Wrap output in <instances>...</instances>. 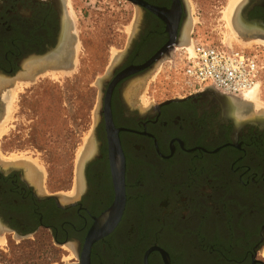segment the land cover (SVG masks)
Here are the masks:
<instances>
[{
  "label": "flooded vegetation",
  "instance_id": "af4514ba",
  "mask_svg": "<svg viewBox=\"0 0 264 264\" xmlns=\"http://www.w3.org/2000/svg\"><path fill=\"white\" fill-rule=\"evenodd\" d=\"M123 1L133 11L131 33L103 85L83 178L71 196L48 193L39 173L29 178L24 164L0 157V231H46L76 253L67 264H81L85 237L113 203L122 169L121 216L92 242L90 264H264V117H243L250 102L212 88L146 105L127 96V84L143 81L183 43L190 7ZM238 15L248 34H264V0H245ZM75 29L65 0H0V79L60 54L46 67L71 65Z\"/></svg>",
  "mask_w": 264,
  "mask_h": 264
},
{
  "label": "rangeland",
  "instance_id": "374dc122",
  "mask_svg": "<svg viewBox=\"0 0 264 264\" xmlns=\"http://www.w3.org/2000/svg\"><path fill=\"white\" fill-rule=\"evenodd\" d=\"M228 1L187 0L189 39L255 52L264 65V40L257 39L263 36L254 33L240 37L235 33L236 37H229L230 27L223 16ZM68 11L78 34L72 69L57 79L34 76L32 81L21 85L23 89L17 88L15 80L19 75H16L1 92L8 97L0 113L10 115L5 123L7 130L0 137L1 157L29 156L38 166L43 190L61 196H71L77 188L78 155L87 140L92 142L101 107L102 94L96 79L105 73L116 52L125 49L133 16L131 7L123 0H68ZM248 41L252 42L249 46L245 43ZM172 56L173 53L164 57L143 81L133 80L126 89L140 83L136 95L144 105L206 89L185 83L178 68L171 65ZM257 90L260 106L250 101L249 111L243 117H264V66ZM1 233V264H67L76 260L70 245L58 246L46 231L25 238Z\"/></svg>",
  "mask_w": 264,
  "mask_h": 264
},
{
  "label": "built area",
  "instance_id": "2783aa9c",
  "mask_svg": "<svg viewBox=\"0 0 264 264\" xmlns=\"http://www.w3.org/2000/svg\"><path fill=\"white\" fill-rule=\"evenodd\" d=\"M177 49L171 65L178 68L187 84L234 97H244L259 85L264 65L255 52L199 39Z\"/></svg>",
  "mask_w": 264,
  "mask_h": 264
},
{
  "label": "bare ground",
  "instance_id": "6f19581e",
  "mask_svg": "<svg viewBox=\"0 0 264 264\" xmlns=\"http://www.w3.org/2000/svg\"><path fill=\"white\" fill-rule=\"evenodd\" d=\"M65 1L68 5V0H65ZM244 1L245 0H229L226 8H224L225 10L223 11V16L227 22V25L230 27V33L231 34L229 35V37H236V35H238L240 37H243V36L245 37L248 34L247 32H246L247 34L244 33L246 31V27H244V24H243L241 18L238 17L239 15L237 13ZM190 29H191V24L188 23L187 27L185 29V32H184V37H183V40H184L183 43H186V44H182V45L188 46L190 44V39H189ZM242 30L244 32H242ZM235 33H236V35H234ZM241 33H243L245 35H242ZM260 36L264 37V35H260ZM257 39L264 40V38H261V37L260 38L258 37ZM245 43L247 46H249V44H251L252 42L248 41ZM119 53L116 52V54L114 55V58L112 59L113 62L116 61V59H118ZM61 55L62 54L58 55V57L54 58L53 61H50V60L48 62H46V61L44 62V60L43 61H36L35 63L31 62L28 65H26L25 69L23 70V73L21 75H19L18 78H16V80H15V83L18 82L17 88L21 89L22 88L21 85L27 84L28 81H32L31 79L34 76H36V78L37 77H44V76H51V77H56V79H57L58 76H62L63 74L68 73L72 69V67H70L71 65H67V66L65 65L63 67H57V68L46 67V65H49V63H51V64H54L55 62L59 63V61H60L59 56H61ZM63 61H64V59H63ZM4 82H6V81L0 79V93L4 91L5 86L6 87L9 86V84L11 83V82H6V83H4ZM257 87L258 86L250 89L244 95L243 98L245 100H243V101H245V103L253 101L255 104H257V106H260V105H258L257 98H256V93L258 91ZM139 88H140V83H138V82L134 83V85H132L128 89H126L127 96L135 95L136 92H138ZM10 94H11V97L13 98L15 96V91L12 90V93L10 92ZM242 104H244V102ZM241 108L243 109V107H240L239 109L241 110ZM9 117H10L9 113H8V115H5V116L0 115V137L7 130L5 123H6V120L9 119ZM90 148H92V143H91V141L87 140L85 145L82 147V149L80 150L79 155H78V172H77L78 176L80 173L81 162L87 156V153L89 152ZM0 157H1V154H0ZM7 159L17 161V163L21 162L20 164L18 163V165L24 164L23 167L26 166L29 178L30 177L34 178V179L36 178L35 175H36V172H38V166L36 165L35 161L30 160L29 156L12 155L11 157H8ZM0 233H1V231H0Z\"/></svg>",
  "mask_w": 264,
  "mask_h": 264
},
{
  "label": "water",
  "instance_id": "95a60500",
  "mask_svg": "<svg viewBox=\"0 0 264 264\" xmlns=\"http://www.w3.org/2000/svg\"><path fill=\"white\" fill-rule=\"evenodd\" d=\"M238 13H239V11H238ZM124 50L119 53L118 59H116V61H114V62L112 61V63H110V65L106 69L105 73L96 79V83L100 87V94H102L103 85L107 81V79L111 76L115 64L117 62H119V60L123 56ZM156 57H157V54L154 56V58H156ZM111 86H112V84H111ZM111 86L109 87V89L111 88ZM108 92H109V90H108ZM198 93H200V92H198ZM107 96H108V94H107ZM100 98H101V96H100ZM181 99L182 98L173 97V98L166 99L164 102L178 101ZM98 104L100 105V101ZM92 140H93V136H92ZM89 155H87L83 159V161L81 162V167H80L81 178H83V168H84L86 161L89 158ZM114 177L116 178V182H115V197H114L113 203L111 204V206L109 208H107L104 212H102L98 217H96L94 219V222H93L92 226L90 227V229H89V231L85 237V240H84L81 264H90L89 252H90V246H91L92 242L94 240L102 237L103 235L107 234L110 230H112V228L114 227V225L117 223L118 219L121 216L123 206H124V201H125L123 170L121 169L118 172H116L114 174ZM50 197H54L57 200L60 198V196H58V195H51ZM145 262H146V260H145Z\"/></svg>",
  "mask_w": 264,
  "mask_h": 264
},
{
  "label": "trees",
  "instance_id": "16d2710c",
  "mask_svg": "<svg viewBox=\"0 0 264 264\" xmlns=\"http://www.w3.org/2000/svg\"><path fill=\"white\" fill-rule=\"evenodd\" d=\"M199 40H201V39H199ZM202 41H204V40H202Z\"/></svg>",
  "mask_w": 264,
  "mask_h": 264
}]
</instances>
